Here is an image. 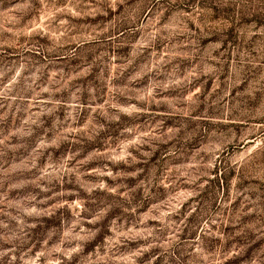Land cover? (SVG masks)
<instances>
[{
	"label": "rangeland",
	"instance_id": "1",
	"mask_svg": "<svg viewBox=\"0 0 264 264\" xmlns=\"http://www.w3.org/2000/svg\"><path fill=\"white\" fill-rule=\"evenodd\" d=\"M206 2L184 0L179 8L186 15L193 16L194 11L204 7ZM25 3L26 0H0V68L14 65L23 76L38 75L37 70H40L44 76L38 77V83H44L43 90L34 86V90H17L20 96L16 92L11 93L10 97L16 96L14 100L5 98L0 88V180L19 183L31 178L36 171L30 167L33 163L45 168L75 167L79 160L97 152L101 156L130 152L138 160L133 165L121 163L114 167L110 161L94 156L85 165L87 174L81 182L88 186L104 184L102 189L93 187V198L97 203L105 201L116 205L100 223L85 224L88 229L101 228L94 239L84 244L85 253L92 255L106 245L105 236L115 238L118 232L135 227L137 215L149 217L144 222L145 227L158 228L163 221L151 219V216H175L169 205L179 207L183 212L197 198V184L204 185L206 191L200 193V198L202 202L211 203L213 210L224 198H227L230 208L238 209L243 195L237 197V191L253 199L264 194V183L253 176L241 180L234 170L225 172L222 168H214L209 176L200 177L194 184L183 174L178 178L173 175L201 156L208 159L210 153H196L218 144L221 138L234 135L228 152L233 155L239 153L242 157L245 149L248 153H256L264 144V118L250 123L239 115L246 107L240 95L242 87H229L223 72L214 77L210 71L201 75L202 61L207 60L208 55L218 60L216 49L223 48L227 52V45L211 32L207 36L201 33L203 24L199 16H195L192 23H181L172 19L171 10L164 11L161 16H153L152 11L145 9L138 13L142 19L133 24L116 23L118 15L136 14L132 13V7L137 0H127V11L124 5H120L115 12L108 10L81 20L82 26L73 30L72 39L64 40L63 32H50L47 19L43 15L37 18L28 12L23 8ZM211 10L216 13L217 21L226 11L217 7ZM21 14L33 22L29 36L17 39L13 36V32L18 30L14 21ZM64 19L67 22V17ZM22 46L26 50H22ZM26 62L30 65L27 71L23 67ZM216 66L211 64L209 68ZM60 73L66 74L68 83L66 88L57 90L58 86L47 81L57 79ZM89 88L96 90L94 95L88 91ZM251 124L257 126L256 131L251 130ZM153 136L160 139H153L150 144L141 142ZM241 137H246V140ZM52 140H57L59 147L53 145ZM136 143H139L138 149L133 147ZM106 166L113 173L119 171L123 175L112 180ZM8 183H4L0 192L8 188ZM146 185H150L148 190L154 194L149 198L144 195ZM166 185L170 189L167 193L164 191ZM64 188L70 192H82L80 197H66L63 207L57 211V217L63 213L70 222V205L83 209L87 206V193L75 183H66ZM252 188L257 191L245 192V189ZM56 190H60L59 187ZM29 192V187L17 188L9 191L8 196L11 200H18ZM217 192L219 196H216ZM125 194L132 197L133 204L139 205L134 213L126 210L127 205L119 206ZM54 202H50L48 207ZM247 207L250 206H246L245 211ZM10 211L15 213L14 209ZM194 215L189 216V223L193 222ZM42 219L44 228L38 225L29 233L33 243L46 228L60 223L56 218ZM257 219L255 214H250L240 217L235 223H208V228L217 233L207 238L208 250L219 248L221 252H232L223 264H251L253 259L264 257V236L257 239L259 234L245 227L256 223ZM197 235L203 234L184 228L178 239L191 241ZM224 236L229 238L222 240ZM170 237L171 233L163 230L156 239L138 238L126 245L122 243L121 253L129 259L121 260L119 264H148L149 261L151 264H191L192 253L198 250L196 246L169 244ZM148 243L154 245L149 251L132 256ZM10 247L4 244L0 252ZM32 251L35 255L31 259H35L40 245L37 243ZM11 255L18 253L0 257V264H7ZM72 255V264H81L76 253Z\"/></svg>",
	"mask_w": 264,
	"mask_h": 264
},
{
	"label": "clouds",
	"instance_id": "2",
	"mask_svg": "<svg viewBox=\"0 0 264 264\" xmlns=\"http://www.w3.org/2000/svg\"><path fill=\"white\" fill-rule=\"evenodd\" d=\"M183 2L184 0H137L136 5L132 7V13L136 14L118 15L116 23L133 24L142 19L138 13L144 12L145 9L152 11L153 16H161L164 11L171 10L172 19L181 23H192L194 17L199 16L203 24V29L200 30L201 33L207 36L211 32L217 36L219 41L227 45V52L223 48L216 49L219 56L218 60L215 56L208 55L207 60L202 61L204 66L200 70L201 75L205 74L206 71H210L214 77L223 72L226 77L225 83L229 87H242L240 95L244 98L246 107L240 111V117L250 123L258 118H264V0H207L204 7L194 11L193 16H188L180 10L179 5ZM120 5H124L125 11H127L129 7L127 0H26L23 8L37 18L43 15L47 19L50 32H63V39L71 40L73 30H79L82 26L79 21L96 17L108 10L115 12ZM174 6L175 10H173ZM213 7L226 10L218 21L216 13L211 10ZM65 17H67V22L64 19ZM32 22V20L25 18V14H21L14 21V27L18 30L13 32V36L17 39L20 36H29ZM205 29L207 31H204ZM229 39H231L230 44L228 43ZM53 44L55 46V39ZM22 50H26V47L22 46ZM225 57H228V59H225ZM211 64L217 66L209 68ZM23 67L27 71L30 65L26 62ZM37 72L38 75L23 76L20 71L15 70L14 65L13 67L0 68V88H2L3 96L14 100L16 96L10 97L13 92L20 96V91H27L30 88L34 90V86L43 90L44 81L38 83V77L44 76V73L40 70H37ZM65 76V73H60L57 79L47 82L58 86L57 90L63 89L67 87L68 83ZM185 83L187 84L188 81L186 80ZM88 91L94 95L96 90L89 88ZM249 104L252 107H248ZM78 113L79 109H77V115ZM68 115L71 116L72 113L69 112ZM113 119H118V117H113ZM251 130L256 131L257 126L251 124ZM85 134L87 135V133ZM88 138L93 139L92 136H88ZM153 139H160V137L153 136L142 139L141 142L150 144ZM233 139H235L234 135L232 138H221L220 142L211 148L198 150L197 155H199V151H204L206 154L210 153L208 159L201 156L200 159L193 160L186 168L177 170L173 175L178 178L179 175L183 174L189 177L191 183L194 184L200 177L209 176L214 168H222L225 172L234 170L241 180L253 176L264 183V144L260 146V150L256 153H248L245 149L242 157L239 153L233 155L228 152V145L232 143ZM241 139L246 140V137H241ZM51 143L59 147L57 140H52ZM133 147L138 149L139 143L134 144ZM172 155H175V153ZM94 156L110 161L114 167L119 166L121 163L126 165L138 163L137 157L131 155L130 152L119 156H113L111 153L101 156L97 152L79 160L75 167L65 169L61 165L45 168L33 163L30 167L35 168L36 171L31 174V178L22 180L19 183H8V179L0 180V188L3 187L4 183H8V188L0 192V217H3L0 218V247L4 244L11 245L7 250L0 252V257L8 256L10 253H18V255H11L7 264H37V261L39 264H50V262L51 264H72L74 259L72 253H76L81 264H119L121 260L129 259L121 253L120 245L122 243L126 245L129 241L138 238L147 239L152 237L156 239L157 234L163 230L171 233L169 244L179 245L183 243L185 247L196 246L198 250L192 253L191 264H223V261L229 259L233 253L221 252L219 248L215 251L208 250L207 238L217 235L216 232L208 228V223L217 225L229 222L235 223L242 216L255 214L258 217L256 223L245 227H250L252 231L258 233L257 239L264 236V194H258L257 198L253 199L250 195H244L237 191L235 193L237 197L243 195V200L238 209L230 208L227 198H224L213 210L211 203L202 202L200 198V193L206 191L204 185L197 184V198L193 199L192 203L183 212L180 211L179 207L169 205L171 212L176 214L175 216L165 218L163 214L159 216L152 215L151 219L163 221L156 229L145 227L144 222L149 217L141 218L137 215L135 227L118 232L115 238L105 236L106 245H102L92 255H88L84 252L83 246L86 242L94 239L101 232V228L88 229L85 224L95 225L100 223L109 211L116 206L105 201L97 203L93 198V187L102 189L104 188L103 183L88 186L81 182L82 177L87 174L85 165ZM105 170L112 180H117L123 175L119 171L113 173L107 166ZM135 174L130 173V175ZM65 177H67V180H65ZM73 177H75V180H73ZM66 183H75L80 190L87 193V206L83 209L74 204L70 205L72 212L70 222L64 217L63 213L57 217V211L63 207V201L66 197H80L82 192L65 190L64 185ZM174 186L179 187V185ZM24 187H29L30 192L23 199L11 200L9 198V191ZM58 187L60 190H56ZM149 187L150 185L145 186V198L154 195L148 190ZM249 190L257 191V189L252 188L245 189V192ZM164 191L165 193L170 191L167 185ZM189 195H192V193H189ZM219 195L220 193L217 192L216 196ZM212 199L215 200V197ZM53 201L55 202L51 203V207H48L49 203ZM81 202L84 203L85 201L81 200ZM125 205H127L126 210L133 213L139 207L138 204L132 203V197L128 194L123 196L119 206L125 207ZM246 206H250L247 207V211H245ZM11 209L15 210L14 214L13 211H10ZM156 211H159L158 206ZM193 213L195 214L193 222L189 223L188 218ZM43 217H47L49 220L58 219L59 226L53 223L51 227L42 231L39 238L33 243L29 233L38 225L44 228ZM229 217H233V219L229 220ZM13 222L15 223L13 224ZM201 224H203V228H201ZM119 227L123 228L124 226L120 225ZM184 228H189L192 232L199 231L203 235H197L191 241L181 242L178 239V234ZM26 229L27 231H25ZM228 238L224 236L222 240ZM37 243L40 245L39 254L35 256V259H31L35 255L32 249L36 247ZM153 246L152 243H148L146 247L132 253V256L137 257L143 252L149 251ZM69 248L71 252L68 251ZM179 259L177 257V261ZM148 264H151V262L149 261ZM251 264H264V257L253 259Z\"/></svg>",
	"mask_w": 264,
	"mask_h": 264
}]
</instances>
